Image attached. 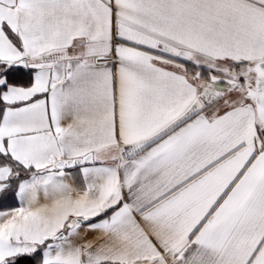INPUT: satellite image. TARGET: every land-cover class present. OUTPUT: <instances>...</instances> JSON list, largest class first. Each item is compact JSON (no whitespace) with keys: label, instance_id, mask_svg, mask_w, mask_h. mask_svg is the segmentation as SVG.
<instances>
[{"label":"snow or ice","instance_id":"1","mask_svg":"<svg viewBox=\"0 0 264 264\" xmlns=\"http://www.w3.org/2000/svg\"><path fill=\"white\" fill-rule=\"evenodd\" d=\"M0 204V264H264V0H0Z\"/></svg>","mask_w":264,"mask_h":264},{"label":"crops","instance_id":"2","mask_svg":"<svg viewBox=\"0 0 264 264\" xmlns=\"http://www.w3.org/2000/svg\"><path fill=\"white\" fill-rule=\"evenodd\" d=\"M81 181H82V177H80L79 175H77V178H76V181H75V186H80L81 184ZM19 203L16 201L15 205L11 208H16V207H19ZM2 210H5V209H1L0 211ZM81 235L84 237V239H87V240H91V239H94L95 238V233H87V234H84L83 232L81 233Z\"/></svg>","mask_w":264,"mask_h":264},{"label":"trees","instance_id":"3","mask_svg":"<svg viewBox=\"0 0 264 264\" xmlns=\"http://www.w3.org/2000/svg\"><path fill=\"white\" fill-rule=\"evenodd\" d=\"M15 203H16L15 200H10V201L8 202V206L11 208V207H13V206L15 205ZM1 209H5V206H4L3 204H0V210H1Z\"/></svg>","mask_w":264,"mask_h":264}]
</instances>
